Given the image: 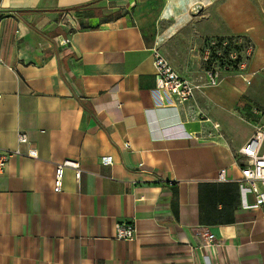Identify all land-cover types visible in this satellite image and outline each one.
I'll return each instance as SVG.
<instances>
[{"label": "crops", "instance_id": "1", "mask_svg": "<svg viewBox=\"0 0 264 264\" xmlns=\"http://www.w3.org/2000/svg\"><path fill=\"white\" fill-rule=\"evenodd\" d=\"M232 38L245 71L182 104L156 90L153 49L205 85L209 42ZM262 68L264 0H0V155L37 152L0 172V264H264L238 154L264 130L247 103ZM66 161L82 173L55 193ZM126 222L136 238L115 240Z\"/></svg>", "mask_w": 264, "mask_h": 264}, {"label": "built area", "instance_id": "2", "mask_svg": "<svg viewBox=\"0 0 264 264\" xmlns=\"http://www.w3.org/2000/svg\"><path fill=\"white\" fill-rule=\"evenodd\" d=\"M193 11L197 12L198 7H194ZM69 40V36H67V38L60 43L62 45H66L69 43ZM209 45L211 47H216V50H220V52H223L229 45L237 46L236 40L233 38L221 41L220 43L218 41L211 40ZM217 45H219V47ZM227 53V57H224L222 53L218 56L215 54L216 57H221V64L218 63V60L213 59L212 57L207 60L208 68L205 72L207 83L205 85H201L182 78L173 70L160 52L157 49H153L152 65L155 70L156 90L158 92H162L167 97L173 98L177 103L182 104L192 99L196 91H200L208 87L218 86L221 82V74L224 72H232L229 69V64H231L230 60H237L238 57L233 51L229 50ZM239 64V66H241L242 63ZM246 83L249 84V81ZM256 109H253V114L259 115L261 111L258 112L259 109ZM214 128L217 129L218 125L215 124ZM17 142L19 144L27 143L28 141L26 135L19 134L17 136ZM125 148L130 150V144L126 143ZM238 154L243 158L244 162V166L240 171L241 181L254 195V207L259 209L264 217V130L258 129L248 143L238 151ZM15 155L36 158L37 152L34 149H29L25 154L19 152L18 150L2 152L0 155V172H3L8 158ZM100 164L104 166L111 165L112 157L104 156L100 158ZM66 169H72L77 180H79L82 173L79 165L74 162L66 161L61 164H57L55 166V193H59L61 190L62 178ZM216 180L219 182L227 180L226 169H220L218 171ZM136 236L137 230L132 222L121 223L115 226L114 238L117 241H132L136 238ZM199 237L204 242V248L207 246H219L216 238L207 230L200 233Z\"/></svg>", "mask_w": 264, "mask_h": 264}, {"label": "rangeland", "instance_id": "3", "mask_svg": "<svg viewBox=\"0 0 264 264\" xmlns=\"http://www.w3.org/2000/svg\"><path fill=\"white\" fill-rule=\"evenodd\" d=\"M230 51H233L238 56L237 60H230L231 64H229V69H230V71H232L231 73L237 74L239 71H242V72L245 71V63H246V60L248 59V57H245V56H243V58L240 57L237 54L238 49H237V46H235V45H233V47L230 49ZM222 54H223V52H222ZM223 56L227 57L228 53L223 54ZM212 58L218 60V63L221 64V62H222L221 57H216L215 55H213ZM239 63H242L241 66H239L240 65ZM207 68H208V65L206 63H204L203 64L204 73L206 72ZM257 74L262 75L263 78L261 76H257L255 78L254 87L252 89L255 91V95L257 93V95L259 97V99H258L259 101L255 100V98H251V99L247 100L248 101L247 103H248V108H249V105H253V106L258 107L260 109V110H258V112L261 111V113L262 112L264 113V68L259 70ZM250 86L251 85H249L248 87H250ZM253 109H256V108H253ZM263 123H264V121H262V124Z\"/></svg>", "mask_w": 264, "mask_h": 264}, {"label": "trees", "instance_id": "4", "mask_svg": "<svg viewBox=\"0 0 264 264\" xmlns=\"http://www.w3.org/2000/svg\"><path fill=\"white\" fill-rule=\"evenodd\" d=\"M83 6H77V7H71V8H67L65 11L71 13L75 18H80L81 17V8ZM30 12V11H27ZM221 42V40L219 41V43ZM231 44V42H230ZM219 47V45H217ZM233 47V45H229L228 47H226L223 51V54H226L228 52V50H230Z\"/></svg>", "mask_w": 264, "mask_h": 264}]
</instances>
